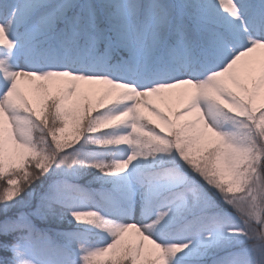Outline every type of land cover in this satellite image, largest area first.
Segmentation results:
<instances>
[{
    "label": "snow or ice",
    "instance_id": "obj_1",
    "mask_svg": "<svg viewBox=\"0 0 264 264\" xmlns=\"http://www.w3.org/2000/svg\"><path fill=\"white\" fill-rule=\"evenodd\" d=\"M0 264H264V0H0Z\"/></svg>",
    "mask_w": 264,
    "mask_h": 264
}]
</instances>
